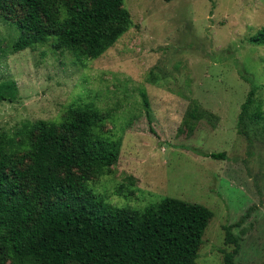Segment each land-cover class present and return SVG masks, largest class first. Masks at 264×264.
Returning a JSON list of instances; mask_svg holds the SVG:
<instances>
[{
    "label": "rangeland",
    "instance_id": "374dc122",
    "mask_svg": "<svg viewBox=\"0 0 264 264\" xmlns=\"http://www.w3.org/2000/svg\"><path fill=\"white\" fill-rule=\"evenodd\" d=\"M124 6L132 28L98 59L51 42L14 51L24 10L0 9V85L16 84V99L0 100V131L93 105L109 114L104 130L120 153L91 181L85 205L100 208L102 198L108 208L143 212L165 198L200 204L214 216L198 264H225L235 249L228 232L239 241L236 264H264V45L252 41L264 27V0Z\"/></svg>",
    "mask_w": 264,
    "mask_h": 264
},
{
    "label": "trees",
    "instance_id": "16d2710c",
    "mask_svg": "<svg viewBox=\"0 0 264 264\" xmlns=\"http://www.w3.org/2000/svg\"><path fill=\"white\" fill-rule=\"evenodd\" d=\"M6 1L0 9L24 10L16 52L51 42L79 59H98L132 28L125 0ZM252 41L264 45V27ZM15 99L16 84H1L0 100ZM108 119L93 105H73L59 122L27 121L0 131V264H198L214 216L209 208L176 198L143 212L108 208L102 198L100 208L85 205L93 197L91 181L119 158L120 144L104 130ZM227 238L235 249L225 264H236L239 241L230 232Z\"/></svg>",
    "mask_w": 264,
    "mask_h": 264
}]
</instances>
